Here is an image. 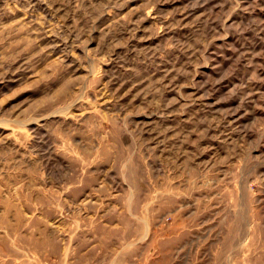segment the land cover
<instances>
[{"label":"rangeland","instance_id":"1","mask_svg":"<svg viewBox=\"0 0 264 264\" xmlns=\"http://www.w3.org/2000/svg\"><path fill=\"white\" fill-rule=\"evenodd\" d=\"M0 264H264V0H0Z\"/></svg>","mask_w":264,"mask_h":264},{"label":"bare ground","instance_id":"2","mask_svg":"<svg viewBox=\"0 0 264 264\" xmlns=\"http://www.w3.org/2000/svg\"><path fill=\"white\" fill-rule=\"evenodd\" d=\"M158 194V193H157ZM147 227V226H146ZM148 229V228H147ZM73 236V235H72ZM143 236V235H142ZM74 238V237H73ZM72 240V239H71ZM130 247V246H129ZM123 250V249H122ZM124 252V251H123ZM67 256V255H66ZM116 257V256H115ZM38 259V258H37ZM63 261V260H62Z\"/></svg>","mask_w":264,"mask_h":264}]
</instances>
